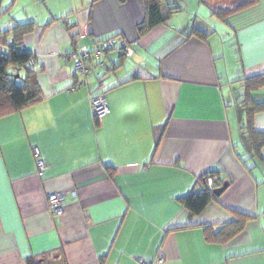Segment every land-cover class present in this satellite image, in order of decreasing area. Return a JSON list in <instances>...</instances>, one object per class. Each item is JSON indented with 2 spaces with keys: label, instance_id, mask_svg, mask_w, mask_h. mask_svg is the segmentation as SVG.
<instances>
[{
  "label": "crops",
  "instance_id": "obj_1",
  "mask_svg": "<svg viewBox=\"0 0 264 264\" xmlns=\"http://www.w3.org/2000/svg\"><path fill=\"white\" fill-rule=\"evenodd\" d=\"M36 1L43 6L33 14L26 1L0 0V32L34 25L23 41L42 95L0 117V264H264V147L253 157L238 106L240 80L264 74V0L221 21L231 53L215 28L196 24L199 14L176 17L183 0H170L180 11L144 37L143 0ZM201 2L220 22L214 0ZM114 37L133 54L96 56ZM82 47L90 73L76 88ZM100 95L110 113L97 125L91 99ZM253 98L264 103V90ZM254 123L264 133V112ZM34 148L48 163L40 178ZM208 171L232 182L190 218L181 199L200 191ZM59 192L67 193L61 217L47 201ZM232 212L252 220L227 243L208 241L203 226L216 231Z\"/></svg>",
  "mask_w": 264,
  "mask_h": 264
},
{
  "label": "trees",
  "instance_id": "obj_2",
  "mask_svg": "<svg viewBox=\"0 0 264 264\" xmlns=\"http://www.w3.org/2000/svg\"><path fill=\"white\" fill-rule=\"evenodd\" d=\"M145 5V19L138 25L139 37H144L154 28L165 25L168 19L180 11V8L170 0H143ZM259 4V0H238V4L231 9H212L213 15L222 21L230 23V19L243 14ZM34 25L32 23L17 25L9 31L0 32V117L19 111L25 107L36 104L42 100L41 91L35 80V74L31 69L30 62L33 56L28 53L23 38L32 32ZM191 35L197 36L202 40H207L210 34L204 31L194 29ZM116 38V37H114ZM122 55V53H119ZM22 71L25 76L22 77ZM20 76L17 78V76ZM243 83V94L239 103V108L246 114V123L243 127V137L250 145L253 151V157L260 159L261 149L264 147V133L255 129L254 119L259 113L264 112V103L256 102L253 94L264 90V74L241 79ZM97 125L99 120L96 119ZM264 165V163H263ZM214 181V189L222 187L226 182L231 184V179L223 175L221 171H208L200 178L201 189L199 192H193L183 197L181 202L188 212L190 218L198 217L207 206L217 200L214 190H209L208 179ZM227 190V189H226ZM225 190V191H226ZM224 191V192H225ZM235 220L220 226L218 230H213L210 226H203L206 238L210 242L227 243L240 235L246 228L247 223L252 217L232 212ZM25 264H50L46 258H29Z\"/></svg>",
  "mask_w": 264,
  "mask_h": 264
},
{
  "label": "built area",
  "instance_id": "obj_3",
  "mask_svg": "<svg viewBox=\"0 0 264 264\" xmlns=\"http://www.w3.org/2000/svg\"><path fill=\"white\" fill-rule=\"evenodd\" d=\"M118 45H120L118 47ZM23 50L26 49V45L21 47ZM111 52L125 53L128 56L133 54V49L129 46V42L124 39L111 38L105 40L102 45L95 46V55L100 56L101 54H109ZM90 54L86 48L82 47L79 52L74 55V69L75 76L78 79L76 81L75 87L80 88L84 82L80 81V78H86L90 73V68L87 65L90 59ZM30 64H34V60H31ZM91 106L93 115L96 119L101 121L106 115L110 113V108L108 106L107 97L105 95H100L91 99ZM33 155L36 162V174L40 178L42 177L48 168V163L43 156L42 152L38 148L33 149ZM209 190H214V181L212 178L208 179ZM67 197V193H50L48 195V208L52 215L61 217L64 214V203ZM140 264H149L144 261H140Z\"/></svg>",
  "mask_w": 264,
  "mask_h": 264
},
{
  "label": "rangeland",
  "instance_id": "obj_4",
  "mask_svg": "<svg viewBox=\"0 0 264 264\" xmlns=\"http://www.w3.org/2000/svg\"><path fill=\"white\" fill-rule=\"evenodd\" d=\"M22 1H26V3L28 4V10L31 11L33 14H36L37 11H40L42 9V6H43V4L40 3V1L37 2L36 0H22ZM64 1L65 0H50L49 4L50 5L61 6L59 4H62V2H64ZM76 1H77V4H79V3H81V4L82 3L83 4H90L92 2V0H76ZM68 3L69 4L66 3L64 5H66V6L69 5V7L72 6V0H69ZM180 4H181L180 7L182 8V13L178 14V16H176V17H179V18H182V19H189V17H195L196 14H199L196 24L199 26V25H202L205 22V24L207 23L208 25H210L213 28H215L223 36V38L225 39V41L227 43V53H229V52L231 53L232 49L230 50L229 45L232 44V39H230L231 37L229 35H227V33H226L227 26L224 25V23L221 24L222 20H220V22H218L219 20L209 19L208 15L210 13L207 12L206 5L204 3H202L200 8H199V4H200L199 0H183V2H181ZM236 4H238V0H214V2L212 3L211 9H215V10L231 9ZM17 7L20 8L19 5H17ZM14 14H15V12L13 13V15ZM227 31H229V30H227ZM102 43H101V45H102ZM227 59H229V54H227ZM21 75H22V77H24L25 76V72L22 71Z\"/></svg>",
  "mask_w": 264,
  "mask_h": 264
},
{
  "label": "water",
  "instance_id": "obj_5",
  "mask_svg": "<svg viewBox=\"0 0 264 264\" xmlns=\"http://www.w3.org/2000/svg\"><path fill=\"white\" fill-rule=\"evenodd\" d=\"M20 77L19 75L17 78ZM229 187V183H225L222 187L214 189L213 193L217 196L221 195L227 188Z\"/></svg>",
  "mask_w": 264,
  "mask_h": 264
}]
</instances>
